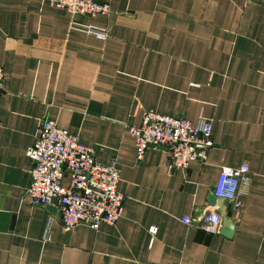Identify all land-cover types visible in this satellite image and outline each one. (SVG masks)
<instances>
[{
	"label": "crops",
	"instance_id": "0c3cea01",
	"mask_svg": "<svg viewBox=\"0 0 264 264\" xmlns=\"http://www.w3.org/2000/svg\"><path fill=\"white\" fill-rule=\"evenodd\" d=\"M98 1L108 15L0 0V264H264V0ZM144 111L209 119L206 162L169 171L162 147L137 159L128 128ZM45 118L117 160L113 225L65 231L57 206L26 196V150ZM244 162L241 208L226 209L233 234L207 233L197 218L218 210L220 168Z\"/></svg>",
	"mask_w": 264,
	"mask_h": 264
},
{
	"label": "built area",
	"instance_id": "2783aa9c",
	"mask_svg": "<svg viewBox=\"0 0 264 264\" xmlns=\"http://www.w3.org/2000/svg\"><path fill=\"white\" fill-rule=\"evenodd\" d=\"M57 9L70 15H108L110 6L98 0H48ZM82 30L105 38L104 29L87 25ZM3 71L0 67V97ZM134 139L136 158L141 159L148 147H162L168 160L167 169H184L191 161L205 163L212 145V122L204 117L191 121L183 116L144 111L138 126L128 128ZM31 161L30 183L26 196L35 205H55L59 209L62 228L75 226L97 228L113 225L123 212V195L118 191L120 167L117 160L99 161L90 146L80 142L67 129L52 119H42L33 144L26 150ZM68 176L69 184L62 179ZM250 181L247 163L237 167H221L213 186L216 198L227 200L233 211L242 205ZM181 220L191 223L192 217ZM198 224L209 234L219 233L222 218L218 210L207 209L197 218ZM152 231V228H151ZM49 238V231L44 239Z\"/></svg>",
	"mask_w": 264,
	"mask_h": 264
},
{
	"label": "water",
	"instance_id": "95a60500",
	"mask_svg": "<svg viewBox=\"0 0 264 264\" xmlns=\"http://www.w3.org/2000/svg\"><path fill=\"white\" fill-rule=\"evenodd\" d=\"M209 202L212 205H217L218 212L222 218V226L220 228V232L225 236H231L234 232V222L233 220L227 215V206L229 202L227 200L216 198L215 196L209 197Z\"/></svg>",
	"mask_w": 264,
	"mask_h": 264
}]
</instances>
